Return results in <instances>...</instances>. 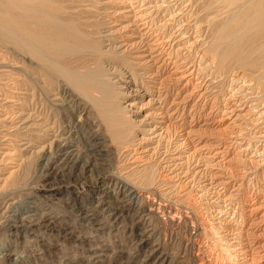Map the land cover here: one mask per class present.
Listing matches in <instances>:
<instances>
[{
    "label": "rangeland",
    "instance_id": "obj_1",
    "mask_svg": "<svg viewBox=\"0 0 264 264\" xmlns=\"http://www.w3.org/2000/svg\"><path fill=\"white\" fill-rule=\"evenodd\" d=\"M98 2L99 17L129 45L146 42L134 32L140 12L163 26L165 54L178 51L180 94L157 85L172 67L154 88L150 78L122 74L125 106L139 126V145L124 153L92 106L67 93L54 114V148L41 162L33 125L42 106H18L22 59H1L0 47V264H195L198 253L207 264H264V105L241 71L225 78L203 54V18L223 14H204L193 0ZM179 101L189 107L177 110ZM139 157L157 168L142 190L149 208L125 187ZM12 172L15 184L6 185Z\"/></svg>",
    "mask_w": 264,
    "mask_h": 264
},
{
    "label": "bare ground",
    "instance_id": "obj_2",
    "mask_svg": "<svg viewBox=\"0 0 264 264\" xmlns=\"http://www.w3.org/2000/svg\"><path fill=\"white\" fill-rule=\"evenodd\" d=\"M193 1V4L198 3L199 10L203 8L204 14L210 10L223 14L222 19L217 22L210 17L212 12L207 13L205 18L202 17V24H206L210 30L208 42H204L208 48L203 54L214 62L217 71L223 76L233 69L241 71L248 82L256 84L257 90H254L260 95L259 101L264 105V0ZM99 4L98 0H0V47L5 51V56H1V59H22L24 76L19 84L23 87L24 98L22 102L19 101L18 106L22 109L28 107L30 99L39 101L42 106L41 116L33 123L37 130L34 134L42 141L37 156L41 162L54 148L56 136L50 135L56 132L54 114H57L60 106L63 107L67 93L68 99L75 93L92 106L111 140L124 153L139 145L137 142L135 144V138L132 140L139 126L128 115V107L132 105L129 103L130 105L125 106L128 93L123 91L126 83L122 82V74L126 72L133 78H150L149 85L154 82V88L161 78V71L168 66L172 67L168 72L169 77L162 79L157 85L165 88L166 96L172 90L177 92L176 97L180 94L177 88V83L182 80L179 72L180 59L178 51L165 54L166 34L163 26L152 21L153 16L146 17L149 12H140L137 18L141 25L134 32L146 42L139 39L143 47L140 44L129 45L130 37L117 36L110 27L111 22L106 17H99ZM154 54L156 56L153 57ZM164 102L165 100L161 104L166 103ZM176 104V109L184 106V110L187 106L184 101ZM161 116L169 117L165 110L161 112ZM141 159L134 158L133 164L129 166L134 167L127 173V180L125 179L130 184L125 187L135 201L144 200L143 188L152 186L157 178L153 171L154 167L157 169L156 166ZM237 163H240V159ZM16 176L17 172L10 173L8 179H5L6 185L15 184ZM163 180L168 181L165 178ZM145 201L144 204L149 208L150 203ZM189 244L193 251L196 250L195 244ZM193 262L207 264L203 253L193 255Z\"/></svg>",
    "mask_w": 264,
    "mask_h": 264
}]
</instances>
